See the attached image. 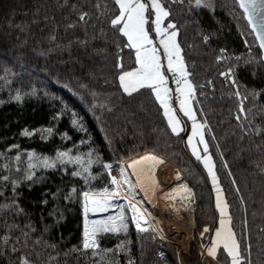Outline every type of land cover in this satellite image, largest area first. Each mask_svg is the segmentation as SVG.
<instances>
[{
    "label": "trees",
    "instance_id": "16d2710c",
    "mask_svg": "<svg viewBox=\"0 0 264 264\" xmlns=\"http://www.w3.org/2000/svg\"><path fill=\"white\" fill-rule=\"evenodd\" d=\"M161 2L169 9L167 20L175 22L197 118L211 129L205 139L241 254L251 264H264L260 48L246 21L236 18L242 10L236 6L233 12V0ZM118 9L115 0H0V206L15 201L0 207V237H9L0 239V264H21V257L30 264L230 263L222 247L216 257L199 248L209 239L214 212L198 160L167 126L150 85L131 93L120 85V71L136 63L126 36L110 23ZM228 68L232 79L220 75ZM57 149H72L73 156L91 149L98 156L87 183L72 175L78 165L67 162L34 168L25 179L29 151L54 156ZM149 151L174 163L194 191L187 248L162 240L152 228L137 230L127 209L126 232H100L97 249L83 248L79 193L111 185L105 162ZM73 186L76 193L66 199Z\"/></svg>",
    "mask_w": 264,
    "mask_h": 264
},
{
    "label": "snow or ice",
    "instance_id": "6c2138e0",
    "mask_svg": "<svg viewBox=\"0 0 264 264\" xmlns=\"http://www.w3.org/2000/svg\"><path fill=\"white\" fill-rule=\"evenodd\" d=\"M193 2L196 6H200L205 3V0H193ZM115 4L119 6L118 14L114 15L110 23L116 26L119 32L127 37L128 46L135 49V63L137 65V67L131 68L128 71H120L119 81L121 87L124 92L131 93L141 85H150L156 100L159 101L164 109L163 114L167 118V126L171 129L172 133L181 132L182 122L170 103L172 90L168 87L169 78L165 75V71L162 70L159 49L150 37L149 30L146 27L150 17H153L150 26L154 28L156 39L163 48L162 54L167 61L166 70L173 74V82L177 85L175 88V100L179 104V110L192 121V131L187 136L188 147L191 148L192 154L203 163L208 176L211 178L213 190L216 193V208L219 209L221 214L220 227L216 228L215 235L211 238L212 243L207 247V251L209 255L216 257L217 245L222 244L223 249L230 258V264H241L242 261L251 264L250 259L241 254L240 243L232 227L224 219L227 215L226 210L228 206L223 199V192L218 184L214 163L209 154V144L205 139V131H211V129L205 128L207 120L203 122L197 120L190 105L195 88L192 81L188 79L189 73L181 56L180 45L176 40L177 29L175 22L169 18L166 26L162 23L164 18L169 16V9L164 6L161 0H150V2L149 0H115ZM236 6L242 10L236 18H243L246 21L248 29L254 35V39L259 42L260 57L264 59V0H233L234 13L236 12ZM84 15L85 13H81V17ZM204 39L207 40L208 36H205ZM223 58L222 56H218L217 60ZM249 58L253 59L251 51H249ZM117 66L120 67L119 64ZM232 72L233 69L228 68L226 72H221L220 75L225 76L227 73L228 78L232 79ZM233 83H236V81L233 80ZM235 94L240 96L239 91ZM15 98H20L19 92ZM239 111H245L242 105ZM237 119H239V116H237ZM73 123L75 124L76 121L73 120ZM32 131L36 130L33 129ZM48 131H51V129H48ZM27 134L31 135L32 133L28 132ZM197 137L198 139H195ZM199 145H203V155L201 154ZM71 152L72 149H57L54 156H41L33 151H29V163L25 179L33 177L34 173L32 169L34 168L40 166H43V168H55L58 164L63 165L67 162L78 165L77 170L72 175L83 176L85 183H87L88 177L92 176L90 171L91 166L98 162V156L94 159L91 149H89L86 156L79 152L73 156ZM19 156L20 154L17 153V160ZM161 161L162 157L153 152L138 155L128 160L127 163L121 159L119 161L118 176L111 175V169L114 167L113 163H104V168L108 170V174L111 177V185L98 190L88 189L79 193L82 198L84 211L83 248L97 249L96 237L100 232H126L128 229L127 212L131 213V222L135 224L137 230L144 231L146 228H152L162 235V230L155 223H152L153 218L151 217V213L142 207V202L136 201L137 187L145 193L149 191V188L155 190L156 181L152 174L155 172L156 165ZM225 166L227 165L225 164ZM129 169L131 170L130 173ZM180 175V172L177 171L176 176L179 178ZM131 176H134L135 180L131 179ZM3 179L7 180L8 177H3ZM148 181H150V184L146 187L145 184ZM233 182L235 183V181ZM17 183V180H12L13 186ZM170 191L177 192L181 199H184V193H188L189 196L191 195V189L186 184L180 185L179 191L176 188L170 189ZM75 193L76 188L73 186L69 190V195L66 199L71 198ZM121 199L123 202H121ZM166 199H174V197H166ZM14 203L15 201L0 207H10ZM109 208L116 209L117 211L111 215L89 218V213H99ZM125 209H127V212ZM201 235L203 236L204 233L202 232ZM8 238L7 233L3 237H0L4 241H7ZM21 264H30V262L26 258L21 257Z\"/></svg>",
    "mask_w": 264,
    "mask_h": 264
},
{
    "label": "bare ground",
    "instance_id": "6f19581e",
    "mask_svg": "<svg viewBox=\"0 0 264 264\" xmlns=\"http://www.w3.org/2000/svg\"><path fill=\"white\" fill-rule=\"evenodd\" d=\"M128 171L129 173L131 172L130 169ZM177 171L179 170H177L172 163L170 164L162 159V161L156 165L155 172L152 174L156 181L155 190L149 188V191L145 193L137 187L139 196L149 204L147 207L148 209L143 205L142 207L146 208L148 212L151 213V217L153 218L152 222H158L157 225H159V229L162 230V236H165V239H161L166 240V238H169L170 240L167 239L166 241L173 243H181L179 241L185 240V237L188 236L186 213L181 209L175 210V204H172L170 199H166V197H169L168 191L170 189L176 188L179 191V186L185 184L181 175L179 178L176 176ZM115 172L119 175V165L115 167ZM131 177L135 180L134 176ZM149 184L150 181L146 182L145 186L148 187ZM175 195L179 196L177 192H175ZM184 196L189 195L188 193H184ZM112 210L113 209L109 208L99 213H89V218L91 219L98 215H106ZM181 246L183 245L181 244Z\"/></svg>",
    "mask_w": 264,
    "mask_h": 264
},
{
    "label": "rangeland",
    "instance_id": "374dc122",
    "mask_svg": "<svg viewBox=\"0 0 264 264\" xmlns=\"http://www.w3.org/2000/svg\"><path fill=\"white\" fill-rule=\"evenodd\" d=\"M149 2H150V0H149ZM118 8H119V6H118ZM153 17H150V19H149V22L146 24V27L148 28V30H149V35H150V37L153 39V41H154V43L156 44V46L158 47V49H159V52H160V55H161V62H162V70H164L165 71V75L168 77V78H171L172 79V81H173V74L171 73V72H168L166 69H167V61H166V59L163 57V48H162V46L159 44V41L156 39V34H155V31H154V28L153 27H151L150 26V24H151V19H152ZM167 18L165 17L164 18V21H162V23L166 26L167 25ZM127 38V37H126ZM176 40H177V42L179 43V41H178V39H177V36H176ZM127 41H128V39H127ZM128 44H129V42H128ZM180 45V44H179ZM134 50V52H135V49H133ZM181 56H182V50H181ZM185 64V63H184ZM135 67H137V65H135L134 66V68ZM129 70V69H128ZM128 70H124V71H128ZM188 79L190 80V78L188 77ZM120 82V81H119ZM168 82H169V79H168ZM174 83V82H173ZM193 83V82H192ZM175 84V83H174ZM143 86H146V84H144V85H141L140 87H143ZM176 84H175V88H176ZM139 87V88H140ZM168 87H169V83H168ZM123 89V88H122ZM137 89V88H136ZM124 91V90H123ZM155 95V94H154ZM193 98V97H192ZM170 103H171V105H172V107L174 108V110L176 111V114H177V116L180 118V120H181V132H179L180 134H181V137H183V143H184V146H185V148H187V150L189 151V153L192 155V157H194V158H196V156H194L193 154H192V151H191V148L190 147H188V143H187V136H188V134L192 131V121H191V119H189L182 111H180L179 110V104H178V102H176V106H174L173 104H172V101L170 100ZM190 105H191V107H192V110H193V112L195 113V115H196V112H195V108H194V104H193V101H192V99L190 100ZM162 109H163V107H162ZM163 113H164V109H163ZM196 118H197V115H196ZM167 119V118H166ZM197 120H199V121H201L199 118H197ZM201 122H203V121H201ZM195 139H198V137L197 138H195ZM199 147H200V149H201V154L203 155V145H199ZM149 152H151V151H149ZM146 153V152H145ZM144 153H141V154H138V155H143ZM209 154H210V152H209ZM137 155V156H138ZM134 157H136V156H134ZM131 158H133V157H131ZM163 158V157H162ZM128 159H130V158H127V160ZM164 159V158H163ZM197 159V158H196ZM121 160V159H120ZM120 160H117V162L116 163H114V167L111 169V171H112V173L114 174V176H118V174H117V172H115V167L117 166V165H119V161ZM127 160H124L125 162L127 161ZM164 160H166V159H164ZM198 160V159H197ZM212 160H213V157H212ZM167 161V160H166ZM169 162V161H168ZM198 162H199V164H200V167H201V169H203V172L205 173V176H206V180H207V182H208V184H209V190L211 191V201H212V207H213V212H214V219H213V226H212V228H211V230H210V236H209V239H208V241H207V243L205 244V246H199V248H203V249H205V252H206V254L208 255L209 253H208V251H207V247L208 246H210L211 245V243H212V236L213 235H215V230H216V228L217 227H220V219H221V214H220V211H219V209H217L216 208V193H215V191L213 190V185H212V182H211V178L208 176V173H207V170L204 168V165H203V163L201 162V161H199L198 160ZM170 164L172 163V162H169ZM213 163H214V161H213ZM173 165H175L174 163H172ZM176 166V165H175ZM176 168H177V170H179L178 169V167L176 166ZM214 170H215V168H214ZM179 172H181V171H179ZM216 172V171H215ZM180 174H182V172L180 173ZM182 180H184V183L188 186V188H190V186H189V184H188V182L184 179V175L182 174ZM131 179H133L132 177H131ZM218 184H219V187L221 188V186H220V183H219V179H218ZM191 189V188H190ZM169 192V197H174V199H170L172 202V204H175V210H179V209H181V210H183V212H185L186 213V218H187V221H186V224H187V229H188V236H186L185 237V240H183V241H179V242H181V243H177L180 247H181V249L182 250H185L186 248H187V242L191 239V227H192V224H191V218H190V213H189V211H190V208H191V206H192V204H193V200H194V191H192V189H191V196H184V199H181V197H180V195L179 196H177V195H175V192H172V191H168ZM222 192H223V190H222ZM223 199H224V201L226 202V200H225V198H224V193H223ZM136 201H138V202H142V205L144 206V207H148L149 206V204L147 203V201L146 200H144V199H142L141 198V196H139V193H138V191H137V188H136ZM121 202H123L122 200H121ZM227 203V202H226ZM148 209V208H147ZM149 210H150V208H149ZM117 210L116 209H113L110 213H108V214H106V215H103V216H107V215H111V214H113V213H115ZM227 215L224 217V219L226 220V221H228V223H229V226L230 227H232V224H231V222H230V217H229V211H228V207H227ZM130 213V212H129ZM103 216H97V217H103ZM94 218H96V217H94ZM152 223H155L156 225H157V223L158 222H152ZM157 227L159 228V225H157ZM156 232V231H155ZM156 235L157 236H159L160 238H162V239H165V236H162V235H160V234H158L157 232H156ZM167 239H169V238H166V240ZM170 240V239H169ZM173 243V242H172ZM176 243V242H175ZM181 244L183 245V246H181ZM220 247H222L223 248V245L222 244H218L217 245V248H216V251L218 252L219 251V248ZM201 250V249H200ZM226 252V251H225ZM227 253V252H226ZM123 264H124V262H123ZM230 264V263H229Z\"/></svg>",
    "mask_w": 264,
    "mask_h": 264
},
{
    "label": "built area",
    "instance_id": "2783aa9c",
    "mask_svg": "<svg viewBox=\"0 0 264 264\" xmlns=\"http://www.w3.org/2000/svg\"><path fill=\"white\" fill-rule=\"evenodd\" d=\"M168 83H169V88L172 90L171 101H172V104L175 105L176 104V100H175V84L173 83L171 78H169V82ZM200 249H201V254L202 255H206L205 249H203L202 247ZM123 261L124 260L122 259L121 260V264H123Z\"/></svg>",
    "mask_w": 264,
    "mask_h": 264
},
{
    "label": "water",
    "instance_id": "95a60500",
    "mask_svg": "<svg viewBox=\"0 0 264 264\" xmlns=\"http://www.w3.org/2000/svg\"><path fill=\"white\" fill-rule=\"evenodd\" d=\"M0 20H1V14H0ZM257 43H258V46H259V42L257 41ZM263 60V62H264V59H262Z\"/></svg>",
    "mask_w": 264,
    "mask_h": 264
}]
</instances>
